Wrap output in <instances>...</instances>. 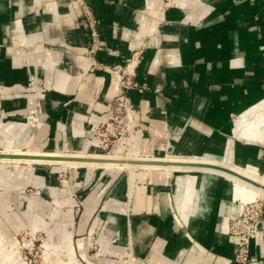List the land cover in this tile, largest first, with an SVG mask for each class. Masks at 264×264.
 I'll return each mask as SVG.
<instances>
[{
    "label": "crops",
    "instance_id": "obj_1",
    "mask_svg": "<svg viewBox=\"0 0 264 264\" xmlns=\"http://www.w3.org/2000/svg\"><path fill=\"white\" fill-rule=\"evenodd\" d=\"M86 1L102 43L94 60L121 64L139 51L138 87L126 91L130 132L111 149L203 158L264 177V0ZM91 45L77 0H0V133L11 137L34 111L44 130L30 149L101 151L88 141L118 82L108 68L89 69ZM81 175L80 197L98 181L82 223L104 237L101 264H241L228 223L255 193H238L225 174L150 165ZM262 221L248 264H264V210Z\"/></svg>",
    "mask_w": 264,
    "mask_h": 264
},
{
    "label": "rangeland",
    "instance_id": "obj_2",
    "mask_svg": "<svg viewBox=\"0 0 264 264\" xmlns=\"http://www.w3.org/2000/svg\"><path fill=\"white\" fill-rule=\"evenodd\" d=\"M88 23L91 28L89 20ZM91 37L92 45L88 53L89 69L108 68L118 82L119 91V76L113 72L114 69L119 68L121 75L128 74L133 83H136L129 88L138 87V83L133 78L137 63L132 69L128 66L135 58L139 59V51H134L125 63L106 65L94 60L95 52L102 49V43L98 35L99 42L97 46L94 45L92 28ZM129 88H126L125 92ZM31 115L37 116L38 114L35 112L30 115L26 114L20 121L29 123L28 116ZM43 127L40 119L39 125L29 123L18 134L10 135L16 144H21L18 147L23 150L5 149L1 139L8 136L0 133V264H101L99 260L101 256L98 252H100L104 237L99 229H94L92 232L87 229L83 230L85 224L82 223L87 211L84 199L90 191L96 190L98 181H92L87 193L83 194L84 197H80L78 190L84 187V182L82 183L84 176L79 175H83L87 169L97 171L109 169L117 172L131 167H148L150 162L165 163L169 157L137 156L119 152L121 150L111 149L112 147L108 149V152L100 151L107 155L106 158L95 160L94 156L97 155L91 152L78 153L74 150L31 155L35 153V150L30 149L29 144L24 143L38 141L41 144ZM128 135L123 137H128ZM45 154H52V158ZM180 159L190 158L180 157ZM53 166L58 167L54 174L50 172V167ZM74 169L81 171L80 174L74 175L72 172ZM32 171L41 175L38 180H36L35 173L32 175L35 180H28ZM42 180L44 184L37 185ZM50 186H56L61 191L59 194L52 195ZM258 192L254 197L264 198V194ZM69 196L75 198L76 201L69 202L67 200ZM92 213L93 211L90 214L91 218L94 217ZM79 242H82V245ZM253 260L252 257L246 263L235 261L248 264Z\"/></svg>",
    "mask_w": 264,
    "mask_h": 264
},
{
    "label": "built area",
    "instance_id": "obj_3",
    "mask_svg": "<svg viewBox=\"0 0 264 264\" xmlns=\"http://www.w3.org/2000/svg\"><path fill=\"white\" fill-rule=\"evenodd\" d=\"M83 7L85 15L89 20L92 28L94 45L97 46L98 30L96 28V19L92 9L86 0H77ZM136 63V58L128 66L132 69ZM128 70V69H126ZM124 70V72H127ZM118 74L119 91L111 101V109L108 115L101 122L95 124L94 138L97 146L103 152H108L109 148L121 137L129 134L130 125L128 123V114L133 108L132 103L125 92L126 88L136 85L133 83L131 76L120 73L119 68L113 70ZM264 210V198L261 196L254 197L250 200H241V211L229 218L228 231L237 238L234 259L241 263H246L252 259L250 255L251 241L262 229V213Z\"/></svg>",
    "mask_w": 264,
    "mask_h": 264
},
{
    "label": "bare ground",
    "instance_id": "obj_4",
    "mask_svg": "<svg viewBox=\"0 0 264 264\" xmlns=\"http://www.w3.org/2000/svg\"><path fill=\"white\" fill-rule=\"evenodd\" d=\"M28 118H29L30 123H34V124L38 125V123H37L38 122V120H37L38 116L31 115ZM16 123L17 122H10L6 125L5 128L6 129L8 128L9 130L13 131L12 129H16V128L15 127L10 128V127L12 125L17 126ZM26 125L28 126L27 123L24 124V126H26ZM23 127L18 128L15 131V133L13 132V135L18 134L22 130ZM93 138H94V136H93ZM1 140H2L1 142L3 143L5 149H8V150H16V149L20 150L21 149L18 147V145H21V144H16L12 136L11 137H9V136L5 137L4 136ZM94 142H95V144H97V141L95 138L94 139L91 138L88 141V143H90V144H92ZM25 144H27V143H25ZM88 146H89V144L86 145L82 149L74 150V151L78 152V153H89V152H91V153L97 155V156H94V160L97 158L98 159L106 158L107 155L102 154V152H100V151H91V150L87 149ZM21 150H23V149H21ZM39 154H40V152L38 150H35V153L31 154V155H39ZM100 154H102V155H100ZM50 157L52 158V155H50ZM168 157H169V159H166L167 161L165 163H156V162L152 163V162H150L151 164H149V165L154 166V167L165 166V167H175V168L211 170V171L220 172V173L225 174L227 177H229L235 181L238 193H240L241 191L246 192L247 190H249V191H253L255 194L258 191L260 193L264 194V177L262 175H258L257 173H254V172L249 171L247 169H242L239 167H232V166L226 165L224 163L211 161V160H207V159H203V158L202 159L201 158L180 159L179 156H168ZM82 158H84V157H82ZM89 160H87V161H89ZM33 173H34V171L31 172V175L28 178V180L34 179L32 176ZM255 194L253 195V197L255 196ZM82 242H79V244L82 245Z\"/></svg>",
    "mask_w": 264,
    "mask_h": 264
}]
</instances>
